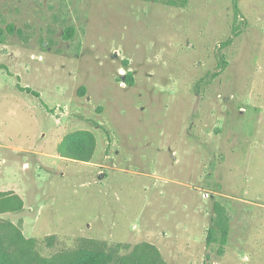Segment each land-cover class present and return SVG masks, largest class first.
Wrapping results in <instances>:
<instances>
[{
  "label": "rangeland",
  "instance_id": "rangeland-1",
  "mask_svg": "<svg viewBox=\"0 0 264 264\" xmlns=\"http://www.w3.org/2000/svg\"><path fill=\"white\" fill-rule=\"evenodd\" d=\"M186 1L0 0V188L25 194L15 222L43 256L149 242L168 264H264V0L238 20L232 0ZM81 130L88 163L58 150Z\"/></svg>",
  "mask_w": 264,
  "mask_h": 264
},
{
  "label": "trees",
  "instance_id": "trees-1",
  "mask_svg": "<svg viewBox=\"0 0 264 264\" xmlns=\"http://www.w3.org/2000/svg\"><path fill=\"white\" fill-rule=\"evenodd\" d=\"M145 1L163 2L171 6H177L179 1L182 7L187 4L186 0ZM232 5L235 20H238L241 16L238 0H232ZM241 32V26H234L233 36L221 43L217 53V71L211 74L213 79L221 76L226 70L228 61L223 50L230 47ZM122 82L132 86L134 84L133 75L128 73L122 77ZM96 149V136L87 130L66 135L58 148L63 158L82 163L91 162ZM24 207L25 202L19 195L13 192H0V264H168L159 247L149 242L134 246L125 244L113 247L108 245L79 246L75 249L57 252L51 257H45L39 250L40 241L38 239L27 238L16 224L2 217L5 214L19 213ZM231 221L229 200L214 202L212 217L205 236L207 249L216 248L220 256L224 254L231 234ZM48 240L51 246L55 238L52 236Z\"/></svg>",
  "mask_w": 264,
  "mask_h": 264
},
{
  "label": "crops",
  "instance_id": "crops-1",
  "mask_svg": "<svg viewBox=\"0 0 264 264\" xmlns=\"http://www.w3.org/2000/svg\"><path fill=\"white\" fill-rule=\"evenodd\" d=\"M4 161V160H3ZM0 162V165H1V168H0V174H2L3 173V168L5 169V167H4V162ZM13 191V190H12ZM11 190H8V191H5V190H3V189H1L0 188V192H12ZM15 194H17V195H19L23 200H24V202H25V209H26V200H25V194L24 193H21V192H19V191H13ZM19 216V218L16 220L14 217H18ZM4 219H11L12 217L15 219H11V221L14 223V224H16V225H18L15 221H19L20 219H22L23 217H24V215H22V216H20V213H15V214H5V215H3L2 216Z\"/></svg>",
  "mask_w": 264,
  "mask_h": 264
}]
</instances>
